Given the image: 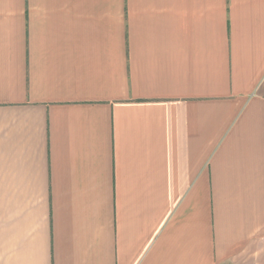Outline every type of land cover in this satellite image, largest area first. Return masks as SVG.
<instances>
[{"label":"crops","instance_id":"obj_1","mask_svg":"<svg viewBox=\"0 0 264 264\" xmlns=\"http://www.w3.org/2000/svg\"><path fill=\"white\" fill-rule=\"evenodd\" d=\"M0 264H264V0H0Z\"/></svg>","mask_w":264,"mask_h":264}]
</instances>
